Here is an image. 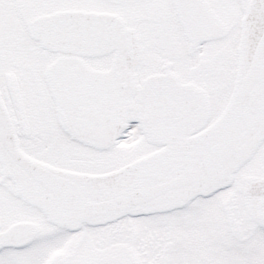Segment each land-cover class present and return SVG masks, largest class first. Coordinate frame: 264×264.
Listing matches in <instances>:
<instances>
[{
  "label": "snow or ice",
  "instance_id": "snow-or-ice-1",
  "mask_svg": "<svg viewBox=\"0 0 264 264\" xmlns=\"http://www.w3.org/2000/svg\"><path fill=\"white\" fill-rule=\"evenodd\" d=\"M0 264H264V0H0Z\"/></svg>",
  "mask_w": 264,
  "mask_h": 264
}]
</instances>
